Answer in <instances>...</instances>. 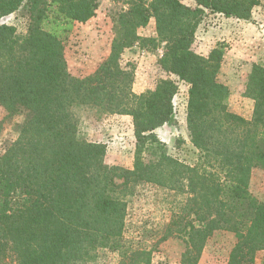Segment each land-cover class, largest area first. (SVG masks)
Here are the masks:
<instances>
[{
	"label": "trees",
	"instance_id": "trees-1",
	"mask_svg": "<svg viewBox=\"0 0 264 264\" xmlns=\"http://www.w3.org/2000/svg\"><path fill=\"white\" fill-rule=\"evenodd\" d=\"M125 1L110 55L80 78L68 71L65 40L75 23L95 17L100 0H0V128L20 118L0 152V264H98L109 254L119 264H152L157 246L174 237L185 238L179 264H199L217 231L236 237L228 264H255L264 252V199L251 193L250 172L264 171V66L248 75L244 97L254 109L246 120L230 111L231 91L218 79L228 45L204 57L194 44L206 14L250 21L262 0ZM11 16L14 23L4 22ZM152 19L156 35L142 36ZM134 47L162 49V71L188 85L194 164L172 157L156 132L176 122L178 83L168 77L135 94V70L122 65ZM86 114L132 117V170L105 163L107 145L87 138ZM149 188L165 203L174 197L170 219L135 228L130 205Z\"/></svg>",
	"mask_w": 264,
	"mask_h": 264
},
{
	"label": "rangeland",
	"instance_id": "rangeland-1",
	"mask_svg": "<svg viewBox=\"0 0 264 264\" xmlns=\"http://www.w3.org/2000/svg\"><path fill=\"white\" fill-rule=\"evenodd\" d=\"M185 2L189 5L193 4L191 0ZM127 9L128 4L125 0L120 2L100 0V7L95 17L84 24L75 23L72 32L65 40L64 51L68 71L72 76L80 78L90 76L108 58L114 38V19ZM14 19L15 17L11 16L4 22L12 24ZM20 28V32L24 34V28ZM140 34L145 37L155 36V20L152 19L148 27L141 29ZM218 43L228 45L218 79L231 91L229 109L246 120H250L253 115L254 102L245 98L244 92L248 75L252 69L251 63L264 66V0H262L261 6L253 10L250 21L206 14L197 31L194 50L207 57ZM162 55V49L149 53L134 47L125 51L122 65L128 69L134 68L135 80L132 89L137 95L153 90L161 79L171 77L178 83L179 93L174 100L176 122L174 125L163 126L156 132L167 145L172 157L187 164H194L196 154L192 150L187 128L189 87L187 84L179 82L175 76H169L162 71L158 64ZM254 57L258 58V62L253 61ZM4 116L5 112L0 109V124ZM84 120L87 138L90 141L107 145L105 163L109 166L132 170L136 146L132 117L108 115L98 119L93 114H86ZM19 121L20 118H17L11 124H2L0 152L5 142L16 139L13 125ZM250 191L256 198L264 199L263 170L255 169L250 172ZM180 199L182 200L184 197L180 196ZM173 200L174 197L170 196L168 202L165 203L162 192L151 188L143 190L130 205L128 223L135 228L146 226L152 229L158 224L163 227L170 219L171 206L168 203H172ZM135 228L131 229L128 234L129 238L134 236ZM153 241L151 239L147 242L149 249L152 248ZM236 242L233 233L215 232L207 241L199 264H228L230 253ZM185 247V238L183 237L168 239L159 244L153 252L152 264H179ZM119 261L116 254H109L100 259L98 264H119ZM8 264H14V262ZM255 264H264V252L257 253Z\"/></svg>",
	"mask_w": 264,
	"mask_h": 264
},
{
	"label": "crops",
	"instance_id": "crops-1",
	"mask_svg": "<svg viewBox=\"0 0 264 264\" xmlns=\"http://www.w3.org/2000/svg\"><path fill=\"white\" fill-rule=\"evenodd\" d=\"M257 60H258V58H255V57H254V60H253V61L258 62ZM253 61H251V62H253ZM263 62H264V59H263ZM253 64H254V63H251L252 66H253Z\"/></svg>",
	"mask_w": 264,
	"mask_h": 264
}]
</instances>
